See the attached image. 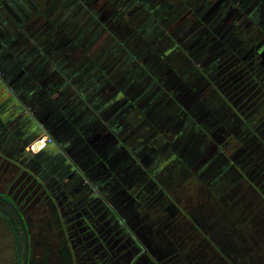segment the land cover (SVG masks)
<instances>
[{
    "label": "flooded vegetation",
    "instance_id": "af4514ba",
    "mask_svg": "<svg viewBox=\"0 0 264 264\" xmlns=\"http://www.w3.org/2000/svg\"><path fill=\"white\" fill-rule=\"evenodd\" d=\"M165 1L173 13L156 11ZM90 2L72 19L71 32L80 40H64L62 29L40 40L34 61L19 64H26L23 71L8 76L10 63L1 70L7 69L10 99L0 110L14 137L6 132L0 139L8 142L0 154L6 160L0 197L19 212L28 246L15 214L0 201V223L11 234V242L0 245V260L6 256L0 264H90L104 257L95 243L109 238L94 223L89 234L80 211L94 194L109 193V147L124 151L120 137L132 129L136 143L127 145L145 166L160 137L174 145L171 152L163 147L166 157L185 154L188 140L194 142L188 150L202 160L214 157L212 171L202 170L201 200L186 201V215L200 237L214 238L207 239L210 250L224 260L236 262L242 253L252 262L241 264H264V0ZM119 19L122 28L110 26ZM55 40L61 42L48 48ZM17 41L10 48L14 56ZM154 110L163 112L164 126L143 120ZM201 134L205 148L192 150ZM216 138L227 140L219 150ZM17 139L21 148L11 149ZM146 140H154L152 146H144ZM62 194L71 196V212L60 209ZM167 198L165 215L184 218L178 206L185 207V190ZM131 245H123L129 264ZM109 252L121 257L117 247Z\"/></svg>",
    "mask_w": 264,
    "mask_h": 264
},
{
    "label": "rangeland",
    "instance_id": "374dc122",
    "mask_svg": "<svg viewBox=\"0 0 264 264\" xmlns=\"http://www.w3.org/2000/svg\"><path fill=\"white\" fill-rule=\"evenodd\" d=\"M177 2L178 0H175V3ZM189 7L191 6L187 7L188 10H190ZM156 11H160V13L162 11H167L168 13L174 12V10H171V7H169V4H166V1L164 4L157 7ZM178 13L183 14V11ZM173 15L178 17L177 14ZM120 19L119 21L114 20L110 22V26L120 23L119 26L122 28L123 24ZM177 25L179 26L180 24ZM61 30L62 26L55 31L61 32ZM167 34L171 35L170 33ZM67 35L68 34L65 32L64 40L81 39V37L79 38L80 34L76 36V31L71 32L70 35H68L69 38H67ZM56 42H61V40H55V42L51 41L47 47L54 48ZM25 43L22 51L19 50V52H23V54H29L33 50L32 48L39 46L36 40H25ZM8 99L10 98L6 99L3 97L4 101H8ZM1 101L0 98V107L3 105ZM196 104L197 101H194L193 105ZM5 113V110H0V139L4 137L2 133L5 134L6 132L8 138L14 137L9 129H6L4 120ZM145 118L146 119L143 120L148 121L151 126L154 125L153 123H156L157 127L166 124V121L163 120V112L160 110H157L156 114L154 110L153 114L149 113L148 117ZM60 124H62V122ZM132 131L134 130L132 129ZM132 131L125 130V133L121 135L119 141L122 140L127 144L136 143L132 135L138 134ZM204 136L203 134L200 135L198 142L195 143L197 146H193L192 150L197 148L198 145L201 146V144L202 147L205 148L207 144L205 141L207 140ZM66 140L68 141L69 138ZM155 140H157V142L154 147H151L150 162L146 164L147 166L140 163L137 154L134 155L131 153L129 150L131 147L129 148V145L126 144L124 151H118L116 150L117 148L113 146L109 147L111 149V151L108 152L110 158L107 161V171L105 174L111 180L107 188L109 189V193H105L103 197L97 193L94 194L95 200H89V203L86 202L88 205L84 203V208L80 211L86 218L85 227L89 229V231H87L89 234H95L94 230L91 229L95 228L92 226V223H94L103 228L104 231L100 232L106 238H109V240H98L100 233L97 232L99 235L95 236V239L98 240L95 243V252L97 251V254L103 255L104 257L101 260H97V257L91 259L92 263L90 264H129L130 257L127 253H124L125 250L123 249V245L128 244H132L131 246H133L135 252V255L133 254L134 261L132 264H236V262L241 264L243 261L252 262L250 260V255L246 258V256L241 253L236 262H229L227 259L224 260L219 253L214 250L211 251L209 247L210 242H208L207 239L212 241L214 238L204 239L200 237L199 230H197V223L194 219L188 218V214L186 215L188 212L186 201H190L192 198L194 200H201L197 187H203L204 181L207 179L202 170L212 171V168L208 166V164H210V161L211 163L213 162L214 157L204 155L203 160L206 162L202 164L204 162L201 159L203 155H201L199 151L197 154L188 150L191 143H194L189 140L185 142V154H180L181 152H179L177 155L166 157L162 153L164 150L163 147L166 146L168 151L171 152L174 145L169 139L164 137ZM60 141H63V139ZM81 141L83 142V140ZM153 141L154 140L144 141V146L145 144L152 146L151 143ZM213 141L218 144L217 149L219 150L220 145H223L227 140H225V138L224 140L223 138H216L213 139ZM7 143L5 139L4 141H0V154H3V148ZM139 143L140 142H138V144ZM20 144L21 140L17 139L13 144L10 142L9 147L11 146V149L21 148ZM217 154L218 151H216V155ZM66 159L69 160L68 158ZM223 159L226 158L223 156ZM4 165H6V160L0 157V166L3 167ZM44 165H49V163ZM44 168L46 167H41L39 170ZM121 180V185H117ZM210 180H212V178ZM168 184L170 185V189H166L165 187ZM51 188L58 191L57 188L52 185ZM177 190L180 194L185 190V207L178 206V209L185 213V216L184 218H169L165 215L166 206L164 204L168 202V195H175ZM112 192L118 193L119 198L114 199L113 196H110L115 194H112ZM58 200L61 201V203L59 201V205L61 204L60 207H62L60 208L61 210L71 212V196H63L62 194ZM191 210L193 212H189H191L193 216H200L199 210H195L194 207H191ZM61 213L63 214L62 211ZM61 217L64 218L63 215H61ZM7 230L6 226L0 223V245H6L9 244V241L11 242V239L9 240L11 234L9 231L7 232ZM86 241L91 243L92 240H84V243H86ZM106 241L110 242L109 246ZM112 246L117 247V251L121 253V257L115 258L111 256L109 251ZM244 246L245 245L238 244V249H242ZM94 255L96 254L94 253ZM5 257L6 256L1 258L0 263L4 261ZM231 258L233 259V257ZM255 259L258 260L256 257Z\"/></svg>",
    "mask_w": 264,
    "mask_h": 264
},
{
    "label": "crops",
    "instance_id": "0c3cea01",
    "mask_svg": "<svg viewBox=\"0 0 264 264\" xmlns=\"http://www.w3.org/2000/svg\"><path fill=\"white\" fill-rule=\"evenodd\" d=\"M83 1V2H82ZM91 0H4L0 6V69L8 67L14 68L8 76L13 75L14 71L21 72L25 65H20L21 61L31 63L37 57L38 46L32 48L33 56L28 53L19 52L22 40H36L37 43L50 36H59L60 32L55 31L62 26L66 34L70 35L72 30V19H76L74 14L79 6L83 10L91 3ZM80 4V5H79ZM46 30V31H45ZM67 35V38L69 36ZM16 55L14 56L10 48L15 44ZM22 50V48H21ZM13 59H17L13 63ZM7 70V69H6ZM5 70V71H6ZM5 71L0 77V98H6L10 91V85ZM1 101V102H2Z\"/></svg>",
    "mask_w": 264,
    "mask_h": 264
},
{
    "label": "water",
    "instance_id": "95a60500",
    "mask_svg": "<svg viewBox=\"0 0 264 264\" xmlns=\"http://www.w3.org/2000/svg\"><path fill=\"white\" fill-rule=\"evenodd\" d=\"M25 44H26V43H25V40H22L21 44L19 45L20 48H19L18 50H21V48L23 49L24 46H25ZM21 51H22V50H21ZM1 70H2V69H0V72H1ZM2 76H3V74H2L0 77H2ZM0 201H1V202H4L6 205H8L9 208H10V209L13 211V213L15 214L16 218L18 219L19 224H20L21 229H22V232H23V235H24L25 246L27 247V246H28V238H27L26 228H25V224H24V222H23L22 219H21V216H20L19 212H18L17 209H16L11 203H9L7 200H5V199H3V198L0 197Z\"/></svg>",
    "mask_w": 264,
    "mask_h": 264
},
{
    "label": "built area",
    "instance_id": "2783aa9c",
    "mask_svg": "<svg viewBox=\"0 0 264 264\" xmlns=\"http://www.w3.org/2000/svg\"><path fill=\"white\" fill-rule=\"evenodd\" d=\"M4 0H0V6H1V4H2V2H3ZM2 75V73L0 72V76ZM44 143H45V140H42V144L44 145Z\"/></svg>",
    "mask_w": 264,
    "mask_h": 264
}]
</instances>
